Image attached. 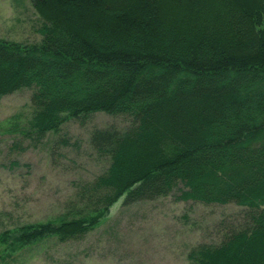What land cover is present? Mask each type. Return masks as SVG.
<instances>
[{"label": "trees", "instance_id": "trees-1", "mask_svg": "<svg viewBox=\"0 0 264 264\" xmlns=\"http://www.w3.org/2000/svg\"><path fill=\"white\" fill-rule=\"evenodd\" d=\"M30 1L40 41L0 40V96L32 89L26 136L96 112L131 121L90 134L106 170L55 220L0 232V263L51 236L82 238L120 198L175 193L245 210L190 264H264V0Z\"/></svg>", "mask_w": 264, "mask_h": 264}, {"label": "rangeland", "instance_id": "rangeland-1", "mask_svg": "<svg viewBox=\"0 0 264 264\" xmlns=\"http://www.w3.org/2000/svg\"><path fill=\"white\" fill-rule=\"evenodd\" d=\"M40 27L30 0H0L1 41L36 44ZM31 94L24 88L0 96V232L60 217L77 187L107 168L91 148L90 134L130 126L129 117L96 112L69 118L58 133L37 141L26 136ZM175 195L130 205L120 198L82 238L59 242L51 236L3 264H190L192 247L216 245L229 228L242 224L243 207L178 201Z\"/></svg>", "mask_w": 264, "mask_h": 264}]
</instances>
